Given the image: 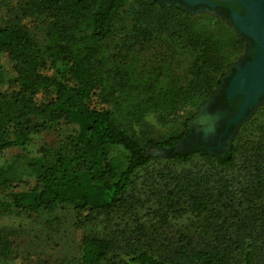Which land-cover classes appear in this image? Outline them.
<instances>
[{
    "label": "trees",
    "instance_id": "trees-1",
    "mask_svg": "<svg viewBox=\"0 0 264 264\" xmlns=\"http://www.w3.org/2000/svg\"><path fill=\"white\" fill-rule=\"evenodd\" d=\"M133 1L28 0L20 15L7 16L10 0H0V219L61 206L74 209L80 227L116 216L113 236H84L80 256L60 264H264V106L215 152L189 126L196 113L164 139L140 140L125 125L196 110L222 86L228 47L240 50L244 41L231 40L227 57L207 27L189 30L196 8L141 0L135 41L150 40L154 27L155 38L163 30L168 40L186 37L199 47L194 79L177 75L170 58L141 74L140 61L111 46ZM29 17L45 27L43 45L24 24ZM58 127L68 131L58 149L2 162L5 152ZM190 139V149L178 148ZM153 148L162 154L151 156ZM11 254L0 230V262Z\"/></svg>",
    "mask_w": 264,
    "mask_h": 264
},
{
    "label": "rangeland",
    "instance_id": "rangeland-1",
    "mask_svg": "<svg viewBox=\"0 0 264 264\" xmlns=\"http://www.w3.org/2000/svg\"><path fill=\"white\" fill-rule=\"evenodd\" d=\"M27 1L28 0H10L11 9L10 12L7 13V16L20 15V10L25 6ZM163 1L167 5H170L169 1ZM205 1L214 4L210 1ZM142 3L143 1L141 0H135L122 10L111 46L122 50L124 55L128 57L134 56L136 60L140 61L141 74H145L144 72L149 68H155L159 66L162 61H168V58H170L174 62L173 65L177 75L185 81L194 79L195 76L190 74L198 55L199 47L190 45L186 37L179 38L177 36H169L168 40L163 30H155L157 36V38H155L154 27H151L153 34L150 40H144L138 37L135 41L133 38V29L134 26L137 25L135 16L138 12L143 10L144 5H142ZM193 8H196L195 17L193 19L195 23L193 22V24L190 25L189 30L197 31L207 27L212 31L215 39L220 42L221 45L219 49L227 57V46H229L228 44L231 40H243V47L240 50H232L228 47L231 54V64L222 71L226 78L224 77L225 80L224 78L222 79V86L215 89L209 100L200 104L196 110L188 106L186 109L176 114L163 115L149 113L140 122H126V127L135 138L144 140L147 138L164 139L169 136H176L182 132L184 119L189 118L191 116L189 113L192 112V115L195 113L196 115L189 123L191 130L200 138L211 139L216 133V129L220 122L218 110L221 107L215 104L216 100L223 94L226 96V90L232 77L248 62L247 54L250 51L248 39L239 32L233 20H228L224 16H221L215 9L216 7L212 8L208 5H198ZM24 24L30 29L37 42L43 45L45 41V27L41 20L29 17L24 20ZM139 25L138 23V27L144 26ZM133 43L134 45L130 46ZM124 46H128L129 51H126L127 48L126 50L122 49ZM49 74L53 75L54 72L51 70ZM39 100H44V95H40ZM263 106L264 100L252 111L249 117L261 107L263 108ZM245 121L236 125L237 128L235 127L228 138L225 139V143L223 144L224 147L227 148L234 140L238 129ZM212 127H214V132L206 135L205 131L210 130ZM67 136L68 131L65 127L55 128L45 134L36 136L32 144L25 150L13 149L5 152L2 156V162L4 164H9L17 155L39 157L43 149H49L51 151L58 149L59 145L65 141ZM206 141L209 142L210 140ZM192 145L193 139H190L188 143L179 144L178 148L185 151L190 149ZM210 148L213 150H209V152L220 150L213 146ZM161 154L162 151L159 149L153 148L150 150V155L153 157H157ZM110 156L109 154L107 155V157ZM106 161V157L100 158L97 167L99 171L104 169ZM11 192L12 188L5 190L2 193L3 198L9 200ZM148 206H150L149 203H147L145 207ZM146 212L145 209L143 214H146ZM115 217L116 216L108 219L102 217L86 227H80L77 223V214L70 206H61L53 214H31L14 210L0 219V230L4 236L7 237L12 248L11 256L7 260H2L0 264H60L62 262L75 260L81 254V241L84 236L99 235L111 237L116 233L119 227L117 228L118 223L116 224ZM152 221L154 222V220ZM180 224H182V222L176 223L177 226Z\"/></svg>",
    "mask_w": 264,
    "mask_h": 264
},
{
    "label": "water",
    "instance_id": "water-1",
    "mask_svg": "<svg viewBox=\"0 0 264 264\" xmlns=\"http://www.w3.org/2000/svg\"><path fill=\"white\" fill-rule=\"evenodd\" d=\"M228 1L237 2L245 8L244 15L232 12V20L243 36L254 40L258 45L255 56L234 74L226 90L228 100L241 98L239 113L228 121V125H239L264 100V0ZM170 2L183 3L189 8L198 5H208L212 8L217 6L205 0H170ZM213 132L214 127L205 131V134L209 135Z\"/></svg>",
    "mask_w": 264,
    "mask_h": 264
},
{
    "label": "flooded vegetation",
    "instance_id": "flooded-vegetation-1",
    "mask_svg": "<svg viewBox=\"0 0 264 264\" xmlns=\"http://www.w3.org/2000/svg\"><path fill=\"white\" fill-rule=\"evenodd\" d=\"M163 1V0H160ZM166 2L170 0H165ZM212 3H214L216 6V10L219 12L221 16H224L228 20H232V12H237L240 15L245 14V8L242 7L237 2H231L228 0H207ZM164 2V1H163ZM171 3V2H170ZM182 4V3H181ZM188 7V6H187ZM203 7V6H202ZM207 7V6H204ZM248 43L250 46V51L247 54V61L252 60V58L255 56L256 51L258 49V45L256 42L252 39L248 38ZM228 102H222V99L220 97L217 98L216 103L219 107H221L218 110V115L220 116V122L219 126L217 127L216 133L211 137V139H203L200 137H196L199 139L200 142H202L205 146H213L217 147L216 149H223V144L225 143V139L228 138V136L231 134L232 130L236 125L230 124L228 125V121L235 115L239 113V105L241 102V98L228 100ZM217 138V141H216ZM206 140H210L209 142ZM217 144V145H216Z\"/></svg>",
    "mask_w": 264,
    "mask_h": 264
}]
</instances>
